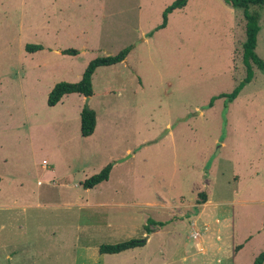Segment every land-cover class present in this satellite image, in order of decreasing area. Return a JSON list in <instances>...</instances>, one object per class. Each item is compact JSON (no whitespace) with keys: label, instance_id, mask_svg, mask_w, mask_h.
Segmentation results:
<instances>
[{"label":"rangeland","instance_id":"obj_1","mask_svg":"<svg viewBox=\"0 0 264 264\" xmlns=\"http://www.w3.org/2000/svg\"><path fill=\"white\" fill-rule=\"evenodd\" d=\"M173 1L0 0V144L20 159L0 194L14 204L0 211V264H253L264 250V70L227 109L208 106L246 76L244 10L188 0L150 35ZM260 25L264 59V8ZM129 45L95 71L97 127L83 136L86 97L50 106L49 92ZM110 162L108 180L83 187ZM149 218L164 224L148 233ZM131 238L146 244L99 252Z\"/></svg>","mask_w":264,"mask_h":264},{"label":"trees","instance_id":"obj_2","mask_svg":"<svg viewBox=\"0 0 264 264\" xmlns=\"http://www.w3.org/2000/svg\"><path fill=\"white\" fill-rule=\"evenodd\" d=\"M227 3L242 8L244 10V15L246 19L245 24V34L246 39L243 42V62L246 67V76L231 92H221L218 95L211 97L208 106L212 107L215 104V101L219 98L225 99L224 109H227L228 104L236 99L240 94L243 87L250 82L255 75L254 66L258 67L261 70H264V59L259 55L256 50L258 34L261 30L260 20H261V10L264 8V0H225ZM188 0H174L169 4L163 11V21L150 32V35L154 33L155 30L164 28L167 26L169 21V14L175 11L176 9L183 8L187 5ZM254 6L256 9L251 11V7ZM26 50L28 52H36L45 48L41 43H29L26 45ZM133 46H125L118 53L111 55L98 56L92 59L86 66L82 77L76 82L70 81H59L54 84L53 88L48 95V104L50 106H55L58 102L61 101L63 96L72 93H80L85 97H93L96 95L93 84V75L98 67L101 66H111L117 63L125 61L130 52L132 51ZM80 52L79 49L69 47L62 50L63 54L77 55ZM81 134L83 136H91L97 127V111L90 107L86 108L84 105L81 113ZM113 163L110 162L106 164L98 173L93 174L88 177L82 185L84 188H92L103 181L108 180L110 172L112 170ZM208 198L204 194L203 202H206ZM149 223L146 226L147 232H153L150 228L151 225H163V221L156 220L154 218H149ZM264 226V221H263ZM146 240L139 238H131L117 243H102L99 245V252L105 254H117L129 249L137 248L144 246ZM241 247V245L239 246ZM253 264H264V250L256 257Z\"/></svg>","mask_w":264,"mask_h":264},{"label":"crops","instance_id":"obj_3","mask_svg":"<svg viewBox=\"0 0 264 264\" xmlns=\"http://www.w3.org/2000/svg\"><path fill=\"white\" fill-rule=\"evenodd\" d=\"M1 26H3V25L0 24V27ZM3 37H4V30L0 29V41H2ZM90 98H92V97H90ZM8 129H10V128L4 127L0 130V133H4ZM13 129H15V125H14ZM17 138L18 139L20 138V133L18 134ZM13 151H15V149ZM19 162H20V159H16L14 157V155H12L11 153H10L9 158L6 159V156L3 154V146L0 144V194L1 195L4 194V192H5V189L2 188L5 179L8 178L9 180L14 182L15 179L18 177V175H15V173H16L15 166H19ZM17 170H19V169H17ZM209 203H210L209 200H207L206 204H209ZM13 206H14V204L0 205V211H3V208H6V207L12 208ZM4 226H5L4 222L1 221L0 222V229L1 228L3 229ZM3 249H4V244H0V250H3ZM7 255H9V254L7 253Z\"/></svg>","mask_w":264,"mask_h":264},{"label":"water","instance_id":"obj_4","mask_svg":"<svg viewBox=\"0 0 264 264\" xmlns=\"http://www.w3.org/2000/svg\"><path fill=\"white\" fill-rule=\"evenodd\" d=\"M86 108H90V97L89 96H87L86 97ZM149 237V234L147 235V238Z\"/></svg>","mask_w":264,"mask_h":264},{"label":"built area","instance_id":"obj_5","mask_svg":"<svg viewBox=\"0 0 264 264\" xmlns=\"http://www.w3.org/2000/svg\"><path fill=\"white\" fill-rule=\"evenodd\" d=\"M201 249V248H200Z\"/></svg>","mask_w":264,"mask_h":264}]
</instances>
